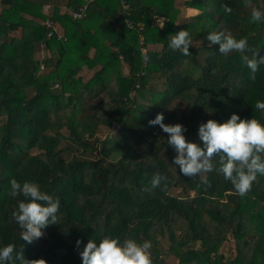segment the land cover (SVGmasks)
<instances>
[{"label": "trees", "instance_id": "obj_1", "mask_svg": "<svg viewBox=\"0 0 264 264\" xmlns=\"http://www.w3.org/2000/svg\"><path fill=\"white\" fill-rule=\"evenodd\" d=\"M0 2V247L83 264L89 240L128 238L151 241L152 264H264V176L245 197L215 171L207 183L186 177L168 135L149 125L163 113L200 143L199 126L210 119L237 114L264 124L255 108L264 65L252 80L243 59L251 51L224 56L207 40L226 31L264 58V19L251 23L245 0ZM252 3L264 12V0ZM181 30L190 34L188 55L168 47ZM155 173L167 179L151 189ZM11 179L61 202L57 224L32 244L12 220L24 198L9 195Z\"/></svg>", "mask_w": 264, "mask_h": 264}, {"label": "clouds", "instance_id": "obj_2", "mask_svg": "<svg viewBox=\"0 0 264 264\" xmlns=\"http://www.w3.org/2000/svg\"><path fill=\"white\" fill-rule=\"evenodd\" d=\"M245 5L251 9L250 22L258 23L264 19V12L255 7L252 0H245ZM226 14L232 13V8L222 5ZM169 49L173 52L183 51L188 55L191 39L188 30H181L169 36ZM209 47L219 45V53L228 56L230 53L251 51L252 58L243 55L251 79H256L264 58H257L259 52L248 47L244 38L236 39L226 31L213 32L207 36ZM147 62L149 57L142 56ZM255 108L264 112V101H257ZM165 116L158 113L155 119L149 121L150 126H159L168 135L167 143L175 149L177 155L173 164L178 166L180 173L189 178L200 177L206 181V175L217 172L226 181L231 182L240 197H245L251 190L258 176H264V124L257 119H241L237 114L224 123L208 120L202 123L198 130L200 143L188 142L184 132L187 129L182 124L169 125L164 123ZM219 156V166L213 163ZM166 177L155 173L150 181L151 189L161 186ZM9 195L13 198L22 196L17 210L12 213V220L19 226L22 241L32 244L43 237V229L57 224L61 202L58 198L40 189L39 184L30 181L18 182L11 179ZM163 190V189H162ZM81 241H77L79 246ZM151 241L138 243L134 239L103 238L99 244L89 240L82 253L83 264H152L150 249ZM47 264L43 259L29 260L25 258L24 249L16 252L14 244L0 247V264Z\"/></svg>", "mask_w": 264, "mask_h": 264}, {"label": "rangeland", "instance_id": "obj_3", "mask_svg": "<svg viewBox=\"0 0 264 264\" xmlns=\"http://www.w3.org/2000/svg\"><path fill=\"white\" fill-rule=\"evenodd\" d=\"M1 8H2V5H1V2H0V10H1ZM45 11H47V7L44 8V13H45ZM195 13L196 12L193 11V10H189V12H188L189 15H192V14H195ZM180 191H181L180 189H175V190H172L171 193L173 195H179L181 193ZM43 236H45V233H44ZM231 248H232V241H231V239H229L226 243L223 244V246L221 248V253L225 254V255H228V253H229ZM167 261H168V263H173L175 261V259L173 257H169L167 259Z\"/></svg>", "mask_w": 264, "mask_h": 264}, {"label": "built area", "instance_id": "obj_4", "mask_svg": "<svg viewBox=\"0 0 264 264\" xmlns=\"http://www.w3.org/2000/svg\"><path fill=\"white\" fill-rule=\"evenodd\" d=\"M125 3H126V2H123V4H124V5H125ZM128 6H129V5H128ZM128 6H127V5H125V8H128ZM77 16H78V14H77V13H75V14H74V17H77ZM46 24H47L48 26H50V25H51V23H50L49 21H47V22H46Z\"/></svg>", "mask_w": 264, "mask_h": 264}]
</instances>
